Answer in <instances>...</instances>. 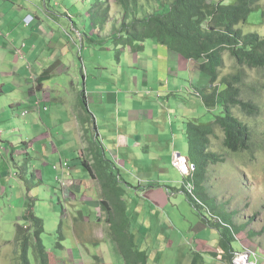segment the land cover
I'll return each instance as SVG.
<instances>
[{"label":"rangeland","instance_id":"374dc122","mask_svg":"<svg viewBox=\"0 0 264 264\" xmlns=\"http://www.w3.org/2000/svg\"><path fill=\"white\" fill-rule=\"evenodd\" d=\"M24 1L29 2L26 5L33 14L41 16L44 25L49 24L57 34L61 33L62 37L59 38L61 42H71V36L76 34L66 19L67 14L64 9L74 13L82 11V23L77 17L76 20L72 19L77 25L83 24L86 33L90 28L94 29L89 23L87 3L78 10L81 5L80 0ZM45 2L47 11L52 12L58 22L53 16H51L53 23L50 20L46 21L39 8L36 11L32 9L33 6L43 7ZM262 9L264 10V0L261 1L260 9L254 10L249 15V25L242 28L245 31H256L264 37V21L261 24L264 20ZM61 13H65L64 17ZM71 16L76 15L71 13ZM43 29L47 31L45 26ZM91 36L93 40L99 39L97 35ZM148 46L154 47L151 40L144 44L142 52L130 54L127 51H116L110 39L100 45L90 44L86 40L83 45L86 67L94 71L99 67L106 82L117 83L118 104L122 108L130 105L134 107L133 103L136 100L151 102L153 98L159 97L161 101L154 103L152 109L161 112L163 102L168 99L172 103L171 109L166 111L167 129H164L165 122L162 115L147 124L151 128L148 134L152 133V130H159L155 134L160 137L158 146L148 142L149 150H135L131 160L127 155L118 156V160L124 162V166L116 167L118 169L116 177L119 178L120 185L126 189L125 201L133 200L126 203L128 211L132 212L137 208L140 210L134 218L138 223L134 229L144 238L138 240L137 247L140 246L146 253L148 264H189L194 253L203 256L204 264L214 263L215 259L201 252L204 249L202 247L205 246L209 247L211 252H215L218 233L207 227L205 223L210 222V218L216 214L222 215L225 221L230 219L235 231L238 226L245 227L241 232L232 233L234 241L231 244L234 251L241 250L242 263L244 260V264H264V75L262 71L240 69L241 67L234 66L229 57H224L225 64L216 84L228 76L239 81V99L241 102L250 103V115L246 116L240 108L235 109L234 114L243 121H249L252 128L249 150L240 153L229 152L223 147L224 136L221 129L216 127L207 145V152H212L215 160L211 163L206 161V165L201 169V154L196 141L192 153L193 160H191L195 165V171L189 177H184L172 166V156L174 153H179L189 158L191 151L187 136L188 125L193 123V120L198 125L207 124L219 115L220 110L218 105L210 110L201 103L203 97L211 93V89H200L198 93L194 91L189 82L187 61L184 58L167 60L163 54L158 55L159 59L168 61L166 68L160 69L158 59L149 54ZM78 48L80 43L75 49V54H78ZM63 50L66 55L68 49L63 48ZM146 64L149 65L146 67ZM71 81L69 74L60 76L55 82L64 87L65 82ZM127 82H131L130 85ZM135 82H138V85H135ZM144 82H150L147 88L143 87ZM158 82H163V87L168 84V89L156 94ZM176 84L179 87L177 102L171 100L170 95L167 94L169 90L175 89ZM218 88L222 86L219 85ZM52 97L57 99L55 95ZM72 97L71 91L67 89L61 92L60 98L65 105L70 106ZM65 105L54 100L46 104L47 110L43 107L40 115L25 117L26 112H24L23 117L18 114L17 118L16 115L12 119H8L2 112L0 155L8 165V177L3 183L8 191L5 195L0 194V264H19L21 247L15 239L16 229L18 226L20 228L28 226L29 223L24 217L27 210L42 221L44 230L40 235L41 242L45 250L56 258H62L64 261L71 257L73 264H84L85 261L82 259H92L91 256H98L97 252L100 251L106 256L108 264L122 263L118 253L115 255L118 262L109 260V252L105 253L106 241L96 247L90 244L78 245L74 242L72 224L74 219H77L74 211H83L84 215H88L85 208L89 209V206L82 205V200L89 201V198H92L95 204H98L95 189L96 187L100 189L97 181H100V178L96 176L92 178L83 165L86 162L88 167L93 168V172L96 171L95 167L98 164L94 167L92 157L85 159L81 149L78 158L83 162L76 158L75 148L78 143L75 134L64 133L63 127L70 122V111L68 112ZM30 117L33 119V124L26 123L30 121ZM8 122L12 132L6 133ZM102 124L98 122V125ZM128 124L130 127H127L133 130L132 134L136 133V129L146 127V123L139 124L137 121ZM36 128L39 130L37 134L33 132ZM162 132L168 134L162 135ZM78 139L83 142L82 147L89 146L85 135ZM13 149L14 153H12ZM42 157L45 159L42 160ZM106 160L110 161V158ZM118 160L113 156V163L111 161L110 163L117 166L121 164ZM155 163L158 164L157 169ZM35 171L41 173L42 178L39 175L38 179V176L34 175ZM60 172L68 173L66 176L70 177L63 178ZM189 183H193L194 186L191 204L195 209L185 197L188 195L185 184ZM16 187L17 189H14ZM187 187L189 188L190 185ZM18 188L23 192L21 193ZM28 191L33 193V199L29 198ZM98 209L100 221L107 225L106 214L102 212L100 202ZM130 217L132 218V215ZM212 219L218 222L217 218ZM88 220L86 219L85 222L88 223ZM225 221L222 222V226H225ZM200 222L207 230L199 227ZM97 225L94 229V240H100L102 234V227ZM80 229L81 227L78 228ZM212 238L213 247L210 244ZM107 242L113 245L110 241ZM236 256L238 255L235 253L234 258ZM28 258L30 264H36L31 245L28 249Z\"/></svg>","mask_w":264,"mask_h":264},{"label":"trees","instance_id":"16d2710c","mask_svg":"<svg viewBox=\"0 0 264 264\" xmlns=\"http://www.w3.org/2000/svg\"><path fill=\"white\" fill-rule=\"evenodd\" d=\"M262 0H80V8L86 6L89 23L94 27L89 30L98 45L110 39L116 51H127L138 54L144 50L147 41H154L165 46L170 52L189 61L194 67V77L200 79L203 75L210 84L211 93L203 97V104L210 110L219 108V115L207 124H197L195 120L190 123L187 130L189 159L193 160L195 142H198L201 154L200 168L215 160L212 152H207L208 139L214 134L217 127L223 133V147L232 153L249 150L252 128L249 121L238 118L234 110L240 108L246 116L250 115V103L239 99L238 80L233 77L222 78L220 72L225 64L224 57H229L234 66L240 69H259L264 75V37L256 31H245L242 26H248V17L254 10L260 9ZM113 7V8H112ZM82 11L74 13L73 19L83 21ZM264 17V10L262 9ZM70 18L71 27L79 35H83L81 26ZM264 20H262L261 24ZM82 23V22H81ZM84 29V28H83ZM85 30V29H84ZM93 43L92 36H88ZM202 79V78H201ZM222 88H218V86ZM198 93V89L194 88ZM171 100L178 98L177 94H168ZM85 96L80 94V103L85 106ZM171 109L172 103L167 99L163 103ZM174 107H176L174 103ZM88 116H90L87 111ZM89 118V117H88ZM92 159L96 171L83 163L90 176L95 172L104 173L100 179L101 186L100 205L105 212V221L109 229L104 230L105 240L110 241L117 250L123 264H148V257L143 249L137 247L138 240L143 239L134 228V217L128 211L124 200V189L116 177L118 169L106 160L99 139H93ZM207 157V159H206ZM213 164V163H212ZM114 168V169H112ZM106 171V172H105ZM99 174V173H98ZM98 178V177H97ZM129 185H127L128 187ZM150 187V186H149ZM185 195V193H184ZM188 202L193 201L191 195H185ZM191 206L194 208L193 204ZM195 209V208H194ZM138 210V209H136ZM212 211V209H211ZM25 219L28 226L16 229V241L20 243L19 264H30L28 249L31 245L34 250L36 264H55V256L47 252L41 242L43 232L42 221L35 217L31 211H26ZM212 217V216H211ZM212 218H217L214 221ZM210 222H206L210 229L218 233V242L215 252L209 255L216 261L210 264H231L234 254L232 233L245 229L238 226L234 230L230 219L225 221L222 215L213 214ZM136 220V219H135ZM225 221V226L222 224ZM223 222V223H222ZM227 224V226H226ZM30 229V233L27 232ZM189 264H204L203 256L194 253Z\"/></svg>","mask_w":264,"mask_h":264},{"label":"crops","instance_id":"0c3cea01","mask_svg":"<svg viewBox=\"0 0 264 264\" xmlns=\"http://www.w3.org/2000/svg\"><path fill=\"white\" fill-rule=\"evenodd\" d=\"M26 4L28 5L29 2L24 0H0V120L2 118V112L6 114L8 119H12L16 115L17 118L18 114L23 117L24 112H26L25 117L29 115H40L43 107L44 110H47L45 107L46 104L54 100L61 105H65L60 96L61 92L67 89V91H71L73 97L72 102H69L70 106L68 104L65 105L68 112L70 111V122L69 125L63 127V130L67 135H70V133L75 134L78 143L77 148L74 147L77 159H79L78 153H81V149L83 150L82 152L85 159L91 158V141L95 138L99 139L105 158H110L111 162L113 161V156L118 160L119 155H127V158L131 160L135 150H149L148 142L158 146L160 144V137L155 134L158 133L159 130H152L153 132L148 134L151 128L148 127L147 124L154 118H159L162 115L163 121L165 122L164 129H167L166 124L168 126V121L166 111L168 109L164 106L161 112H155L152 109V105L157 101H161V99L159 97L156 99L153 98L151 102L148 101L149 103L147 101L142 102V99H140L134 101V107H130V105L126 108H122L121 105L118 104L119 98L116 91L117 83L106 82L99 67L94 71L91 68H87L85 65L83 53L85 48H83V45L86 40L89 42L88 35L91 36L92 33L90 32L87 34L85 30L81 28L83 35L76 33L71 36V42H61L59 40V38L62 37L61 33L59 32V34H57L53 31L49 24L44 25L41 16L33 14ZM30 4L33 6L32 3ZM38 8L39 11L42 12V17H44L46 21L50 20L53 23L51 16L54 18V15L52 12L47 11L46 2L43 7H32L35 11ZM64 11L67 14L66 19L71 23L70 18L72 19L75 16L72 17L71 12L66 9H64ZM65 13H61V16ZM28 16H31L32 20L29 23H25V19L28 20ZM54 20L57 21L55 18ZM43 26H45L47 31L43 29ZM96 42V40H93V43L90 42V44L96 45ZM78 43H80V48H78L79 52L75 54ZM156 44L157 43L152 41L154 47L148 46L147 49L150 55L158 59L160 69H165L168 61L159 59L157 57L158 55L163 54L167 60L178 59L176 54ZM63 48L66 50L68 49L66 55H64L65 51ZM147 65L149 64L145 66L147 67ZM161 65H163L162 68ZM186 65L189 82L192 88L205 90L210 87L204 75L201 77L202 79L194 77V66L189 61H187ZM69 74L72 81L65 82L64 87L58 85V82H55L60 76H68ZM127 83L130 85L131 82ZM144 84L143 87L145 86V88H147L150 82H144ZM162 84L163 82H158L156 84V94L157 92L168 89V84H166V87H163ZM135 85H138V82H135ZM178 91L179 87L176 84L175 89L169 90L167 94H177ZM81 93L84 94L86 99L85 106H82L80 103ZM54 95L57 99H53L52 96ZM66 103L68 102L66 101ZM201 103L203 104V101ZM87 111L90 116H88ZM99 121L103 124L98 125ZM134 121L139 122V124L146 123V127L136 129V133L132 134L133 130H130V124L128 123ZM26 123L33 124V119L31 118L30 121L28 120ZM9 124L8 122L6 133L12 132V129L9 128ZM172 130L174 131L173 128ZM1 132L0 123V133ZM33 132L37 134L39 132L38 128ZM161 134L167 135L168 133L162 132ZM83 135L88 139L87 142H89V146L87 147H82L83 142L78 139V137H82ZM171 135L174 136L172 132ZM166 143L167 146H169V143ZM14 152L15 150L13 149L12 153ZM2 157L3 156L0 155V194L5 195L8 188H4L3 183L6 182V178L8 177V165L4 162ZM11 159L13 160V157H11ZM44 159L45 157H42V160ZM119 162H121V164L117 166L114 165L115 168L124 166V162ZM44 164L48 165L45 162ZM156 166H158V164L155 163V169H157ZM95 173L96 178H104V173ZM26 174L28 173L26 172ZM67 174L60 172V176L62 175L63 178L70 177L66 176ZM34 175L38 176V179L39 175L42 178L41 173H37V171L34 172ZM97 181L99 182V180ZM74 182L78 183L77 181ZM14 189H17V187ZM101 189V186L100 189H97V187L95 189V197L99 202ZM20 192L22 193L23 190L20 189ZM28 193L30 194L29 198L33 199V193L31 191H28ZM82 198L84 199V197ZM93 200L92 198H89V201L82 200V205L89 206V209L84 207L88 215H84L83 211H74L77 219H74L75 221H73L72 224L74 231L73 237L74 242L78 245L90 244L96 247L100 243L106 241L104 238V230L109 229V224L104 225V222L100 221L98 211L99 202L95 204ZM131 201L125 202L129 203ZM135 211H133V213L135 212L133 214L134 218L140 210L135 209ZM86 219H89L88 223L85 222ZM96 224L102 227V234L99 237L100 240H94L93 235ZM134 224V226L138 224L136 220H134ZM79 227H81L80 230H78ZM199 227L204 228L201 222ZM210 244L212 247L214 246L213 238ZM104 245L106 247L105 253L109 252V260L118 262L115 257L117 251L113 245L107 241L104 242ZM202 248H204L202 249L204 252H201L202 254L211 253L209 247L205 246ZM97 255L98 256H91L92 259L84 258L82 261H85L84 264H108L105 255H102L100 251L97 252ZM97 257H100V259ZM71 260V257L64 261L62 258L55 257V264H73Z\"/></svg>","mask_w":264,"mask_h":264},{"label":"built area","instance_id":"2783aa9c","mask_svg":"<svg viewBox=\"0 0 264 264\" xmlns=\"http://www.w3.org/2000/svg\"><path fill=\"white\" fill-rule=\"evenodd\" d=\"M31 20H32V17L28 16V20L25 19V23H29ZM172 166L175 167L184 177H189L195 171V165L193 164V161H191L189 158L179 153L173 154ZM192 184L193 183L185 184V188L187 189L189 195L194 194V186ZM189 185L190 187L188 188L187 186ZM241 254L242 253L237 254L238 256H236L233 259V264H244L242 263L240 259V257L242 256Z\"/></svg>","mask_w":264,"mask_h":264},{"label":"bare ground","instance_id":"6f19581e","mask_svg":"<svg viewBox=\"0 0 264 264\" xmlns=\"http://www.w3.org/2000/svg\"><path fill=\"white\" fill-rule=\"evenodd\" d=\"M243 263H244V260H243ZM245 263H246V261H245Z\"/></svg>","mask_w":264,"mask_h":264}]
</instances>
